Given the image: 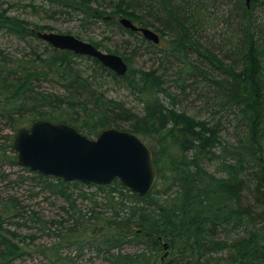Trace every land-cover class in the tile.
<instances>
[{
  "label": "trees",
  "instance_id": "16d2710c",
  "mask_svg": "<svg viewBox=\"0 0 264 264\" xmlns=\"http://www.w3.org/2000/svg\"><path fill=\"white\" fill-rule=\"evenodd\" d=\"M46 1L81 16L83 23L103 21L123 33L139 35L142 42L147 40L123 27L120 18L139 27H155L163 38L170 34L168 55L183 65L177 87L196 92L194 86L203 85L206 94L198 97L214 113L233 112L241 133L235 143L228 142L222 137L221 117L202 120L177 111V94L158 69L129 67L118 76L97 59L68 50L50 47L51 52L40 53L32 48L29 55L16 59L0 51V126L13 132L0 143V171L6 161L16 163L8 155L15 133L38 120L68 124L89 138L109 128L135 133L153 151L159 171L154 189L144 197L119 180L90 185L106 193L112 214L101 227V216L87 218L78 210L73 192L85 185L36 172L32 180L38 181L41 191L63 198L68 204L63 209L69 218L65 222L73 220L65 233L57 235L56 243L40 247L39 252L58 259L63 244L81 243L109 264H264V0H253L249 6L246 0H109L106 10L99 0ZM222 5L225 27L237 28L219 42L228 45L226 50L221 45L211 50L197 35L202 25L211 27V10ZM8 21L9 29L21 38H38L21 22ZM189 54L199 61L189 60ZM83 58L96 66L90 77L79 69L77 59ZM98 74L127 84L143 103V114L95 88L92 81ZM48 78L64 93L41 90L42 79ZM214 162L220 175L206 168ZM19 208L15 198L0 201V264H12L23 256L16 241L34 242V236L26 238L5 227L6 221L14 224V217L23 216ZM36 220L44 224L41 218ZM131 242L142 244L145 251L124 253V245Z\"/></svg>",
  "mask_w": 264,
  "mask_h": 264
},
{
  "label": "rangeland",
  "instance_id": "374dc122",
  "mask_svg": "<svg viewBox=\"0 0 264 264\" xmlns=\"http://www.w3.org/2000/svg\"><path fill=\"white\" fill-rule=\"evenodd\" d=\"M100 2L102 3L101 9L106 10V3L109 0H99ZM225 10L224 5L218 6V9L214 12L211 10L213 19L211 27L202 25L199 28L200 31L198 30L197 38L211 50L217 49V45H221L226 50L228 45L219 44V42L226 39L237 28L235 24L233 29L228 26V28L225 27L227 16ZM0 15L3 16V20H0V25L4 26L0 27V51L8 57L15 59L25 57L30 54L32 48L40 53H49L51 52L50 47H52L39 37L27 35L21 38L16 33V30L9 29L11 23L8 20L21 22L22 26L31 33L48 32L73 35L82 41L93 44L103 52L117 54L123 57L124 60L129 58L131 61L129 63L126 61V63H128L130 68L145 71L158 69L159 73L165 74L167 84L171 87L170 91L177 94L179 99L176 105L177 111L186 112L188 115L202 120H217L221 117L225 126L222 137L231 143L237 141L241 132L238 130V120L233 112L223 110L222 112L214 113L211 105L208 106L203 99L198 97V94H203V96L206 94L203 92V85L197 84L194 86L196 92H192L190 89L185 92L180 91L181 89L177 87L180 86V83H177V74L183 65L182 61L168 55V41L172 39L170 34L163 38L161 32L156 30L155 27H148L158 33L161 38V42L153 49L147 46V41L142 42L139 35L133 36L123 33L117 27L109 26L103 21L89 24L83 23L81 16L71 13L70 10L51 5L46 0H0ZM189 60L193 62L199 61L194 54H189ZM77 61L83 75L90 77L96 68L94 63L84 58L77 59ZM92 82L93 86L103 91L108 98L123 102L135 113L143 114V103L132 93L127 84L117 83L110 76L104 74L102 76L98 74L97 79H93ZM40 84L43 91L57 94L64 93L63 87L52 79H42ZM165 102L168 106L172 105L168 98H166ZM124 128L127 127L124 126ZM0 129V143H3V137L11 135L13 132L8 129L2 130V125ZM96 138L91 137V139ZM8 155L16 158L17 154L12 150V152L8 151ZM206 168L210 172L220 175L216 170V162L206 164ZM35 173L26 167L18 165L17 162L6 161L1 167L0 201L6 202L15 198L18 202V207H21L19 211L23 213V216L18 215L11 220L14 224L6 221L7 225L5 227L26 238L29 236L35 237L34 242H30V238L25 242L16 241L23 247L24 254L20 258L14 259L12 264H109L103 255H99L95 250L81 243L71 247L68 244H63L58 259L49 258L39 252L40 247H50L56 243L58 240L57 235L65 233V228H68L73 223V220L65 222L69 218L63 209L68 204L61 197L41 191V185L38 184V181L32 180ZM117 192L120 193L119 191ZM84 194L89 198L84 199L82 197ZM73 195L77 199L78 210L87 218L101 216L99 226L107 225V218L111 217L112 214L108 207L106 193L102 189L85 185L82 191L77 192L75 190ZM114 196L116 198L119 197L117 193ZM93 211L95 212L93 213ZM37 217L41 218L44 224L37 222ZM95 219L93 218V220ZM50 221L57 222L52 224ZM144 251L145 246L135 242L128 243L123 247L124 253L133 255Z\"/></svg>",
  "mask_w": 264,
  "mask_h": 264
},
{
  "label": "water",
  "instance_id": "95a60500",
  "mask_svg": "<svg viewBox=\"0 0 264 264\" xmlns=\"http://www.w3.org/2000/svg\"><path fill=\"white\" fill-rule=\"evenodd\" d=\"M251 1L246 0V4L249 6ZM119 22L155 45L161 42L160 35L148 27H139L125 17ZM36 35L53 48L95 58L118 76L128 72L123 57L103 52L73 35L48 32ZM12 148L18 165L44 176L87 186L111 185L119 180L141 197L151 193L159 176L151 148L126 130L109 128L91 139L68 124L38 120L15 133Z\"/></svg>",
  "mask_w": 264,
  "mask_h": 264
}]
</instances>
